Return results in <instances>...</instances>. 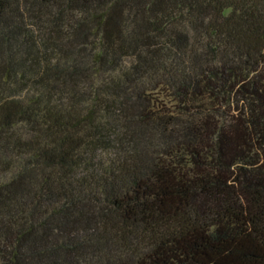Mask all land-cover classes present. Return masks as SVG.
Wrapping results in <instances>:
<instances>
[{"label": "trees", "instance_id": "1", "mask_svg": "<svg viewBox=\"0 0 264 264\" xmlns=\"http://www.w3.org/2000/svg\"><path fill=\"white\" fill-rule=\"evenodd\" d=\"M0 264H264V0H0Z\"/></svg>", "mask_w": 264, "mask_h": 264}]
</instances>
